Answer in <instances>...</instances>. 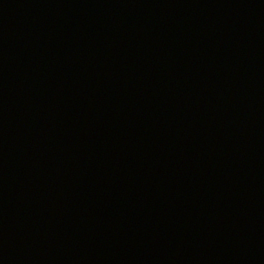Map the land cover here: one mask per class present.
Instances as JSON below:
<instances>
[{
	"label": "water",
	"instance_id": "1",
	"mask_svg": "<svg viewBox=\"0 0 264 264\" xmlns=\"http://www.w3.org/2000/svg\"><path fill=\"white\" fill-rule=\"evenodd\" d=\"M0 264H264V0H0Z\"/></svg>",
	"mask_w": 264,
	"mask_h": 264
}]
</instances>
